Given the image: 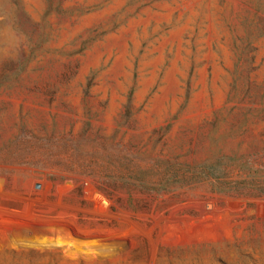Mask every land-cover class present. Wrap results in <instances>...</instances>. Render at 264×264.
<instances>
[{"label": "rangeland", "instance_id": "obj_1", "mask_svg": "<svg viewBox=\"0 0 264 264\" xmlns=\"http://www.w3.org/2000/svg\"><path fill=\"white\" fill-rule=\"evenodd\" d=\"M0 264H264V0H0Z\"/></svg>", "mask_w": 264, "mask_h": 264}]
</instances>
